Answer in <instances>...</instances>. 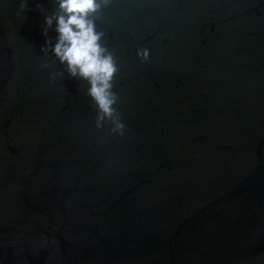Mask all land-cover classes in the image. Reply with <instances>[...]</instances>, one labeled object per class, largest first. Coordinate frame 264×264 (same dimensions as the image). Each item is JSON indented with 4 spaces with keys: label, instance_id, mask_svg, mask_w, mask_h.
<instances>
[{
    "label": "water",
    "instance_id": "1",
    "mask_svg": "<svg viewBox=\"0 0 264 264\" xmlns=\"http://www.w3.org/2000/svg\"><path fill=\"white\" fill-rule=\"evenodd\" d=\"M20 3L0 0V264H264V0L92 17L122 137L54 54L56 0Z\"/></svg>",
    "mask_w": 264,
    "mask_h": 264
},
{
    "label": "clouds",
    "instance_id": "2",
    "mask_svg": "<svg viewBox=\"0 0 264 264\" xmlns=\"http://www.w3.org/2000/svg\"><path fill=\"white\" fill-rule=\"evenodd\" d=\"M59 14L55 17L58 40L54 54L72 77L88 81V96L95 103L98 111L96 128L103 127L105 120L114 127L112 134L123 136L126 126L118 114L115 105L118 95L112 90L118 67L113 55L100 43L104 37L97 31L92 17L108 8L112 0H56ZM27 9V0H21L20 11ZM45 23L52 26L53 18L47 17ZM137 56L143 61L149 60L147 49H140Z\"/></svg>",
    "mask_w": 264,
    "mask_h": 264
}]
</instances>
